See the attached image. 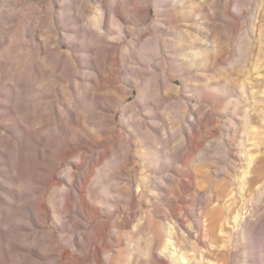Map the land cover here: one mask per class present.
<instances>
[{"label":"rangeland","instance_id":"rangeland-1","mask_svg":"<svg viewBox=\"0 0 264 264\" xmlns=\"http://www.w3.org/2000/svg\"><path fill=\"white\" fill-rule=\"evenodd\" d=\"M0 264H264V0H0Z\"/></svg>","mask_w":264,"mask_h":264}]
</instances>
